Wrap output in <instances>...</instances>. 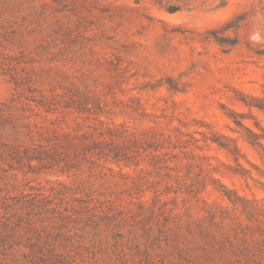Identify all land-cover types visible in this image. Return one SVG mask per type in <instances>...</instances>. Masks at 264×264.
<instances>
[{
	"label": "rangeland",
	"instance_id": "rangeland-1",
	"mask_svg": "<svg viewBox=\"0 0 264 264\" xmlns=\"http://www.w3.org/2000/svg\"><path fill=\"white\" fill-rule=\"evenodd\" d=\"M256 100L264 0H0V264H43L37 208L83 195L116 221L67 229L76 264H264ZM111 138L138 166L87 160Z\"/></svg>",
	"mask_w": 264,
	"mask_h": 264
},
{
	"label": "trees",
	"instance_id": "trees-1",
	"mask_svg": "<svg viewBox=\"0 0 264 264\" xmlns=\"http://www.w3.org/2000/svg\"><path fill=\"white\" fill-rule=\"evenodd\" d=\"M171 12L175 11L172 10ZM256 102L257 105L254 106L259 108L260 110H264L262 102H260L259 100H256ZM248 139L252 145L264 148V135H259L249 130ZM110 140V144L114 145V148H111L109 149V151H107L106 149H101V146L98 145V148H100L99 151L95 152V150H88L84 153L87 160H91L93 158L92 164H97V162L105 160L106 162L114 163L116 165H121L123 163L127 167H130L132 165L138 166L136 163H134L132 155H128L125 149H123L121 146H117L113 138H111ZM215 142L223 148H228L227 145H224L220 141ZM51 154L52 153L50 151H44L40 153V155H33L30 154L29 151H26L17 154L14 159L18 163L24 162L26 158L30 163L33 160L42 163L44 162V160H46V157H49L50 160L54 161L55 158ZM58 155L61 156V154ZM95 156H97L98 160H95ZM225 196H227L232 203H236V201L231 197L230 192H226ZM71 201H73L74 204L67 203L68 205H72L69 207H64L62 204H57L56 206H52L48 209V205L45 204L40 205L38 208L36 207L37 211L39 209V215L51 214L55 225L57 227L63 228L61 229L58 238H50L47 244L40 247L39 254L41 255V257L39 258H41L40 260L43 264H76V256L72 255V248L74 247V243L73 246L70 247L72 240L66 233L67 229H69L68 231H72L82 223H84L85 225L95 224L96 227L101 228L102 226L113 224L112 222L116 221L114 220L115 215L112 208L105 201L95 202V199L92 198L91 195L74 197ZM49 204L51 206V202ZM120 215L122 217V221H126V214L124 213V211H121ZM47 218H50V216H48ZM120 222L121 221L118 220L117 224L120 225ZM33 253L36 252L32 251V254Z\"/></svg>",
	"mask_w": 264,
	"mask_h": 264
}]
</instances>
